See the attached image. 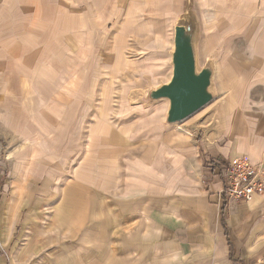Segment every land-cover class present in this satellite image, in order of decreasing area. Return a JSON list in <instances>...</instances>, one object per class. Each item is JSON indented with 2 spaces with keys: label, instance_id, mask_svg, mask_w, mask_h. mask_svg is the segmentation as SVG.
Listing matches in <instances>:
<instances>
[{
  "label": "rangeland",
  "instance_id": "1",
  "mask_svg": "<svg viewBox=\"0 0 264 264\" xmlns=\"http://www.w3.org/2000/svg\"><path fill=\"white\" fill-rule=\"evenodd\" d=\"M36 4L0 0V58L5 57L13 70L21 66L24 71L0 73V114L5 99L14 98L19 111L28 107L33 125L41 123L39 113L50 110L59 111L65 120L73 113V106L67 105L70 99L76 115L86 112L90 117L45 122L48 126L38 127L37 133L34 128L20 131L28 137L13 136L14 128L27 124L19 113L11 125L0 119V264H157L151 261V225L134 217L140 212L133 199L141 200L135 174L145 170L168 114L169 98L153 93L172 77L176 33L181 31L197 70L221 71V64L233 60L237 51L255 49L253 39L264 25V0H151V24L157 34L151 42L121 41V34H131L133 26L115 24L116 17L97 27H75V39L68 40L66 34L60 41L51 30L52 18L50 29L37 26ZM62 7L66 12V3ZM30 20L40 35L50 31L51 36L28 44ZM213 36L219 41L212 42ZM244 37L248 40L242 41ZM29 50L36 53L32 59ZM10 76L17 77L14 81L22 77L23 86L3 89L1 84ZM36 82L46 83L48 96L40 94ZM108 99L121 105L108 106ZM85 102L90 106L82 105ZM92 122L109 128L88 138ZM69 124L76 126L75 153L67 152ZM121 126L129 127L125 135L133 138L117 152L111 136L121 132ZM103 136L104 142H99ZM85 142L92 148L79 152ZM233 210L239 261L264 264V194Z\"/></svg>",
  "mask_w": 264,
  "mask_h": 264
},
{
  "label": "crops",
  "instance_id": "2",
  "mask_svg": "<svg viewBox=\"0 0 264 264\" xmlns=\"http://www.w3.org/2000/svg\"><path fill=\"white\" fill-rule=\"evenodd\" d=\"M65 3L66 12L62 7ZM35 8L40 16L37 26L50 29L53 20L54 28L51 30L60 41L66 34L68 40L69 36L71 40L75 39L73 36L75 27L105 25L110 18L114 20V17L119 20L115 22L117 25L123 23L133 26V34H121V41L151 42L156 34L151 24V0H51L48 4L37 0ZM59 8L62 9L60 12ZM55 9L57 14L53 16ZM124 19L127 21H120ZM257 21L261 22L262 19ZM26 27L25 36L28 44L34 40H36L34 43L38 42L40 37L51 36L50 31L40 35L34 21H28ZM210 40L219 41L214 36ZM247 40L248 37H244L242 41ZM253 40L256 44L255 49L237 51L233 60L221 64L220 67L223 68L221 71L207 67V70H210L207 91L212 97L208 103L182 120L169 121L168 114H165L159 134L150 147L145 170L135 174L139 179L141 200L133 199L137 202L136 212H140L134 217H142L144 222L151 225V233L148 234V238H151V261L157 260V264H243L239 261L241 257L237 255L239 247L233 235L232 225L237 220V213L233 209L240 202H233L231 205L220 194L222 181L211 168L210 161L218 157L226 159L241 154L248 155L255 162L264 160V25ZM51 46L53 48L54 44L49 47ZM229 52L226 56L231 57ZM27 55L32 59L36 53L29 50ZM4 58H0V73H24L21 66L16 70L15 68L13 70L10 63L6 66ZM26 59L27 62H31ZM195 71L197 74L201 72L197 70V66ZM16 78L10 76L1 84L3 89L15 90L23 86L22 77L19 81H14ZM35 85L41 95L48 96L45 92L49 90L46 83L36 82ZM226 90L227 94L224 92ZM228 90L231 91L228 93ZM213 92H216V96H213ZM109 101V99L105 101L108 106L119 104V100L117 103ZM67 102V105L73 106L71 112L75 115L68 113L67 119L63 120L60 114H57L59 111L56 113L50 110L47 114L39 113L37 121L41 123L33 125L28 107L24 109L21 107L19 111L15 99L6 98L0 119L10 122L11 125L16 115L20 114L21 120L25 117L26 126L20 123L14 128L17 133L12 134L16 137L22 135L28 137L29 134L20 131L34 128L37 133L38 127L48 126L44 124L45 122L52 120L77 122L90 117V113L87 117L86 112L83 115H76L75 104H71L70 99ZM90 103L85 102L82 105L90 106ZM167 106L169 111L170 100ZM72 114L74 117H70ZM118 114L121 116L122 110ZM108 128L102 127L101 123L92 122L87 127L86 135L88 138L96 137L102 132V134L107 132ZM125 129L129 127L121 126L119 130L122 131H117V135L111 136L114 143L117 142L115 145L117 152L118 149L124 148L127 140L133 138L132 135L130 137L125 135ZM66 132L68 141L73 145L70 149L69 142L67 152L75 153L76 126L69 124ZM57 137H60V128ZM103 138L104 136L99 138V142H104ZM83 145L80 146L82 151L79 152L85 153L86 146L92 148L91 142L90 146L87 142ZM215 185H220L217 190ZM223 209L226 213V227L222 222Z\"/></svg>",
  "mask_w": 264,
  "mask_h": 264
},
{
  "label": "water",
  "instance_id": "3",
  "mask_svg": "<svg viewBox=\"0 0 264 264\" xmlns=\"http://www.w3.org/2000/svg\"><path fill=\"white\" fill-rule=\"evenodd\" d=\"M175 42L178 50L174 58L171 81L153 93L157 97L169 98V121H178L188 117L211 99V95L207 91L210 71L204 70L199 74L196 73L193 54L184 45L180 30L176 33Z\"/></svg>",
  "mask_w": 264,
  "mask_h": 264
},
{
  "label": "built area",
  "instance_id": "4",
  "mask_svg": "<svg viewBox=\"0 0 264 264\" xmlns=\"http://www.w3.org/2000/svg\"><path fill=\"white\" fill-rule=\"evenodd\" d=\"M210 166L222 181L220 194L226 202H252L264 194V160L253 161L241 154L226 159L214 158Z\"/></svg>",
  "mask_w": 264,
  "mask_h": 264
},
{
  "label": "trees",
  "instance_id": "5",
  "mask_svg": "<svg viewBox=\"0 0 264 264\" xmlns=\"http://www.w3.org/2000/svg\"><path fill=\"white\" fill-rule=\"evenodd\" d=\"M226 205V204H225ZM225 212H224V209H223V218H222V222H223V224H224V226L226 227V223H225ZM242 263H243V261H242Z\"/></svg>",
  "mask_w": 264,
  "mask_h": 264
}]
</instances>
